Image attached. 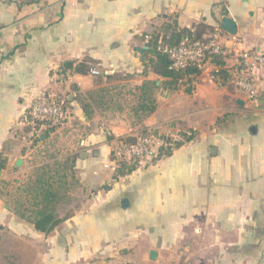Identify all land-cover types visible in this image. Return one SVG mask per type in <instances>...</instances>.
I'll use <instances>...</instances> for the list:
<instances>
[{
    "label": "crops",
    "instance_id": "crops-1",
    "mask_svg": "<svg viewBox=\"0 0 264 264\" xmlns=\"http://www.w3.org/2000/svg\"><path fill=\"white\" fill-rule=\"evenodd\" d=\"M173 29L264 52V0H0V264H264V69L255 101L210 60L191 92L169 85L143 59ZM64 61L88 69L63 72ZM46 90L66 97L70 118L38 144L71 154L88 191L47 234L3 193L33 165L27 109ZM143 131L193 137L115 176L113 148Z\"/></svg>",
    "mask_w": 264,
    "mask_h": 264
},
{
    "label": "built area",
    "instance_id": "built-area-1",
    "mask_svg": "<svg viewBox=\"0 0 264 264\" xmlns=\"http://www.w3.org/2000/svg\"><path fill=\"white\" fill-rule=\"evenodd\" d=\"M163 51L168 55L170 67L174 69L196 66L202 69L206 60L221 56L224 68L237 89L255 101L257 92L255 78L259 70L264 69V52L244 50L238 47L235 39L229 46L221 45L212 35L205 40L185 36L178 45L165 46ZM91 73H98L95 69ZM67 99L49 91H41L31 101L27 109L26 123L29 126L31 140H39V134L45 130L63 126L68 119ZM190 133H188L189 135ZM171 136H162L155 132L140 134L132 142H122L111 152V169L115 170L119 162L148 163L158 158L161 148L171 146Z\"/></svg>",
    "mask_w": 264,
    "mask_h": 264
},
{
    "label": "trees",
    "instance_id": "trees-1",
    "mask_svg": "<svg viewBox=\"0 0 264 264\" xmlns=\"http://www.w3.org/2000/svg\"><path fill=\"white\" fill-rule=\"evenodd\" d=\"M185 36H192L194 39L205 40L202 38L201 33L185 29H173L170 35L162 42H154L150 44V47L146 51L148 57L143 59V65L144 69L149 65L152 71L156 74L169 78V85H176L185 79L188 84L185 90L189 93L192 91L190 85L191 79L192 77L197 76L201 72V69L193 65L181 69L171 68L168 55L163 51L165 46L173 47L178 45ZM222 60L221 56H213L210 59L211 62L218 66V70L214 75H217L223 81H226L229 80V75L227 70L223 67ZM66 69H73L78 73H84L88 69V65L84 62L74 65L72 61H64L61 71L64 72ZM50 130L52 129L45 130L44 132L47 134ZM148 132L150 131H143L141 134H147ZM192 137V133L189 135L183 133L181 134L180 139H166L167 141L169 140L171 146L166 149L161 148L158 158L170 154L173 149L180 146L184 141H189ZM131 141L132 140H129V142ZM1 156L2 153H0V157ZM70 160V172L72 173L74 158ZM137 166V163L119 162L115 169V176L126 175L133 171ZM43 175L44 173L37 174L32 180L29 188V191L32 192L30 207L24 209V212H21L18 215L33 224L36 230L47 234L69 216L67 213L61 215L58 208L62 206L61 203L67 200V196H65L64 192L68 190V185H74L75 176L71 174L69 180L64 178V180L55 185L54 182H49L50 176L45 177Z\"/></svg>",
    "mask_w": 264,
    "mask_h": 264
},
{
    "label": "rangeland",
    "instance_id": "rangeland-1",
    "mask_svg": "<svg viewBox=\"0 0 264 264\" xmlns=\"http://www.w3.org/2000/svg\"><path fill=\"white\" fill-rule=\"evenodd\" d=\"M48 91L62 98H66L65 96L57 94L53 90ZM66 109L68 112V119L66 120L65 124L59 128L50 130L51 133H55L57 130H61L66 126L70 118L68 103H66ZM27 139H31L30 136ZM38 141L39 140H31V142H33V145L35 144L34 148H36L35 150L37 153V155L31 159L33 161V165L24 173V176H20V178H14L3 188L4 198L6 199V202H8L12 206L15 214L24 212V209L30 207L32 192L29 191V188L32 180L37 174L44 173L43 176H50L49 182H54L55 185L58 184V182L64 180V178L66 180H69L71 174L74 175L73 172H70V159H72L73 157L71 154L63 156V149L60 151V149L56 146H54V148H48L43 145H39ZM35 142H37L38 145ZM64 194L65 196H67V200L61 203L62 206L58 208L61 215L65 213L71 214L74 210L80 209L82 206H85L86 199L88 197V191H86L85 188L76 185H68V190L64 192ZM8 241L9 244L4 249V254L2 253L3 251L1 252V256H3L2 258H5L7 262L9 261V257L14 256L15 253L13 249L9 248V246H13L14 248V240L10 238L8 239ZM40 254H42L41 250ZM42 256H45L44 253L40 255V257Z\"/></svg>",
    "mask_w": 264,
    "mask_h": 264
},
{
    "label": "water",
    "instance_id": "water-1",
    "mask_svg": "<svg viewBox=\"0 0 264 264\" xmlns=\"http://www.w3.org/2000/svg\"><path fill=\"white\" fill-rule=\"evenodd\" d=\"M174 26L176 27V21L174 22ZM220 27L222 30H224L225 32L231 34V35H234L237 31V28H236V24L235 22L229 18V17H223L222 20H221V23H220ZM149 45V43H145L143 47H140V48H137L138 51H142L143 49L147 48ZM45 135L44 134H41L40 135V138H44ZM21 162V160H17L16 161V165H19ZM156 255H157V252L155 250H150L149 251V258L150 259H155L156 258Z\"/></svg>",
    "mask_w": 264,
    "mask_h": 264
}]
</instances>
